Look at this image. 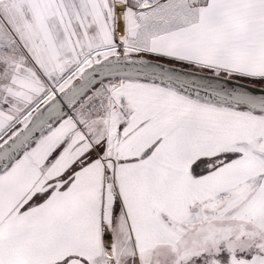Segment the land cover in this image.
<instances>
[{"label": "snow or ice", "instance_id": "1", "mask_svg": "<svg viewBox=\"0 0 264 264\" xmlns=\"http://www.w3.org/2000/svg\"><path fill=\"white\" fill-rule=\"evenodd\" d=\"M0 264H264V0H0Z\"/></svg>", "mask_w": 264, "mask_h": 264}]
</instances>
